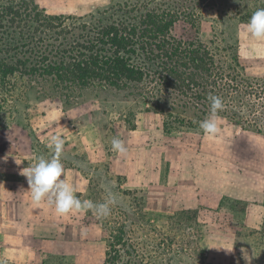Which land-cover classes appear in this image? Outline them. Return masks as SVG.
Segmentation results:
<instances>
[{
  "label": "rangeland",
  "instance_id": "374dc122",
  "mask_svg": "<svg viewBox=\"0 0 264 264\" xmlns=\"http://www.w3.org/2000/svg\"><path fill=\"white\" fill-rule=\"evenodd\" d=\"M116 1L37 3L51 15L85 16ZM204 6L203 39L215 35L213 26L218 34L238 39L243 65L264 77V43L240 27L264 8V0H207ZM227 7H233L228 16ZM16 107L11 116L0 110L5 123L0 127V263L103 264L112 229L106 223L122 210L132 219L147 213L136 234L155 256L169 250L164 264H248L242 248L251 264H264V135L221 117V133L202 149L206 136L200 129L169 134L161 116L119 96L90 97L71 108L29 96ZM57 134L65 141L67 161H73L76 147L88 162L83 167L91 176L89 190L80 199L102 203L106 188L116 193L119 203L107 218L91 211L60 217L48 203H33L21 173L38 157L53 155L48 142ZM114 137L125 142L126 157L112 151ZM117 161L132 166L130 178L113 173ZM215 171L222 173L218 188L208 189ZM227 186L231 195L221 197L219 187Z\"/></svg>",
  "mask_w": 264,
  "mask_h": 264
},
{
  "label": "trees",
  "instance_id": "16d2710c",
  "mask_svg": "<svg viewBox=\"0 0 264 264\" xmlns=\"http://www.w3.org/2000/svg\"><path fill=\"white\" fill-rule=\"evenodd\" d=\"M206 2L119 0L74 16L51 15L37 0H0V110L14 115L16 103L29 96L65 108L119 96L161 116L172 134L199 130L212 94L225 103L220 117L264 135V77L243 65L238 39L213 25L215 35L203 39ZM230 8L223 9L226 16ZM140 219L120 210L107 221L112 229L103 264L167 261L168 249L158 256L146 250V239L136 234Z\"/></svg>",
  "mask_w": 264,
  "mask_h": 264
},
{
  "label": "clouds",
  "instance_id": "9594fccd",
  "mask_svg": "<svg viewBox=\"0 0 264 264\" xmlns=\"http://www.w3.org/2000/svg\"><path fill=\"white\" fill-rule=\"evenodd\" d=\"M238 2V0H237ZM245 34L257 43H264V8L257 9L247 23L240 26ZM209 115L200 122L199 127L208 138L217 137L222 129L220 127L221 117L219 112L225 109V103L219 96L209 94ZM65 141L60 135H52L48 147L53 155L50 159L44 156L37 158L34 165H29L22 171L27 177L31 199L36 205L47 202L54 206L55 213L60 217L68 215L84 214L91 211L98 219L107 218L112 212V207L119 203L116 193L106 188L107 196L102 203H94L91 200L80 199L75 195V187L69 183L61 158L64 152ZM112 151L119 156L128 155V147L125 142L114 137L111 140ZM82 235L84 230H81ZM227 250V249H225ZM229 251V250H227ZM231 252V251H229ZM243 259L251 264V257L247 250L241 249Z\"/></svg>",
  "mask_w": 264,
  "mask_h": 264
},
{
  "label": "crops",
  "instance_id": "0c3cea01",
  "mask_svg": "<svg viewBox=\"0 0 264 264\" xmlns=\"http://www.w3.org/2000/svg\"><path fill=\"white\" fill-rule=\"evenodd\" d=\"M211 139L212 138H208V137H205L203 139V142L201 144L202 149L206 148L207 145L210 142H212ZM73 154L74 155H72V156H74V158H73L72 162L67 161L68 159H66L64 157V155H62L61 161H62V164L64 165L66 177H67L69 183L72 184L76 189L75 195L79 198L80 197L83 198L84 196H86L85 194L89 190V182H90V178H91L88 170L83 167V165H85V163L88 164V162H84L83 156L80 153V150L78 148L75 147V153H73ZM51 156L46 158V159H50ZM131 167L132 166H126V164L122 163V161H117L113 167V173L117 174L118 176L130 178L129 174H130V168ZM215 172L216 173L213 176H211V177H213V178H211L212 181L209 180V181H211V183L208 185V189L218 188L217 178L219 176H222V173H221V171H219V173L217 171H215ZM139 173H140L139 181L143 182V173L142 172H139ZM199 188H202V190H203V183L201 186H199ZM219 188L220 189L217 192L221 194V197H223L225 194L231 195V193H232V187L231 186H227L226 188L225 187H223V188L219 187ZM202 190L200 189V194L203 195ZM197 191H198V188H197ZM49 206L52 210H54V206H51V205H49Z\"/></svg>",
  "mask_w": 264,
  "mask_h": 264
}]
</instances>
